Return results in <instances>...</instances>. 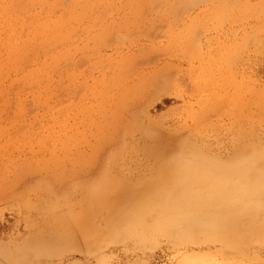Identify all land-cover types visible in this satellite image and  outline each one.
I'll return each instance as SVG.
<instances>
[{
  "label": "rangeland",
  "instance_id": "obj_1",
  "mask_svg": "<svg viewBox=\"0 0 264 264\" xmlns=\"http://www.w3.org/2000/svg\"><path fill=\"white\" fill-rule=\"evenodd\" d=\"M0 264H264V0H0Z\"/></svg>",
  "mask_w": 264,
  "mask_h": 264
},
{
  "label": "bare ground",
  "instance_id": "obj_2",
  "mask_svg": "<svg viewBox=\"0 0 264 264\" xmlns=\"http://www.w3.org/2000/svg\"><path fill=\"white\" fill-rule=\"evenodd\" d=\"M152 155L155 156V157L157 156V155H155V154H152ZM157 160H160V159H157ZM170 182H171V180H170L169 182H167V184L170 183ZM167 184H166V186H165V184H164V186H165V187H168ZM171 185H172V182H171ZM165 187H164V188H165ZM169 187H170V186H169ZM164 188H163L162 193H160L161 196H160V194H159V197H161V198L163 197V192H164V190L166 189V188H165V189H164ZM169 189H170V188H169ZM165 191H166V190H165ZM168 191H169V190H168ZM188 200H189V199H188ZM185 201H187V198L185 199ZM227 207H228V206H227ZM195 208H197V205L195 206ZM229 208H230V206H229ZM208 223L213 224V223H214L213 219H208V220H207V224H208ZM222 223H223V221L221 220L220 223H219L220 227H221V224H222ZM224 227H225V226H224ZM221 228H222V227H221ZM217 230H219V226L214 230V231H216V234H217ZM220 236H221V235H220ZM213 237H215V236H213Z\"/></svg>",
  "mask_w": 264,
  "mask_h": 264
}]
</instances>
